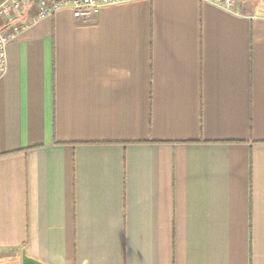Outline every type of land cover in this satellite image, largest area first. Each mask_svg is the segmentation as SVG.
<instances>
[{
  "label": "crops",
  "instance_id": "obj_1",
  "mask_svg": "<svg viewBox=\"0 0 264 264\" xmlns=\"http://www.w3.org/2000/svg\"><path fill=\"white\" fill-rule=\"evenodd\" d=\"M15 17L0 264H264V0Z\"/></svg>",
  "mask_w": 264,
  "mask_h": 264
},
{
  "label": "built area",
  "instance_id": "obj_2",
  "mask_svg": "<svg viewBox=\"0 0 264 264\" xmlns=\"http://www.w3.org/2000/svg\"><path fill=\"white\" fill-rule=\"evenodd\" d=\"M121 1L124 0H53L51 3L44 0H36L33 3L29 0H5L0 4V78L6 70V46L26 25L24 21H13L20 12L28 10L32 21L35 22L59 8L71 6L76 18L85 19L95 15L101 5ZM211 1L228 8L234 3V0Z\"/></svg>",
  "mask_w": 264,
  "mask_h": 264
},
{
  "label": "water",
  "instance_id": "obj_3",
  "mask_svg": "<svg viewBox=\"0 0 264 264\" xmlns=\"http://www.w3.org/2000/svg\"><path fill=\"white\" fill-rule=\"evenodd\" d=\"M22 264H48V263L28 255L26 250H23V252H22Z\"/></svg>",
  "mask_w": 264,
  "mask_h": 264
}]
</instances>
